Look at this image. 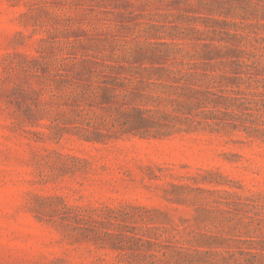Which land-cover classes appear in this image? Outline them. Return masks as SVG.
Returning a JSON list of instances; mask_svg holds the SVG:
<instances>
[{
	"label": "rangeland",
	"instance_id": "1",
	"mask_svg": "<svg viewBox=\"0 0 264 264\" xmlns=\"http://www.w3.org/2000/svg\"><path fill=\"white\" fill-rule=\"evenodd\" d=\"M0 264H264V0H0Z\"/></svg>",
	"mask_w": 264,
	"mask_h": 264
},
{
	"label": "trees",
	"instance_id": "2",
	"mask_svg": "<svg viewBox=\"0 0 264 264\" xmlns=\"http://www.w3.org/2000/svg\"><path fill=\"white\" fill-rule=\"evenodd\" d=\"M86 132L89 133V134H91V135L94 134V132H91L89 130H87ZM85 138H89V137H85Z\"/></svg>",
	"mask_w": 264,
	"mask_h": 264
}]
</instances>
